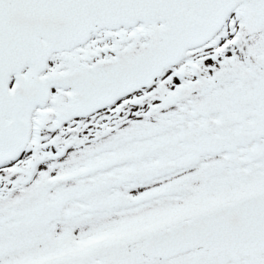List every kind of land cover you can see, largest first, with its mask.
I'll return each mask as SVG.
<instances>
[{
	"label": "snow or ice",
	"instance_id": "1",
	"mask_svg": "<svg viewBox=\"0 0 264 264\" xmlns=\"http://www.w3.org/2000/svg\"><path fill=\"white\" fill-rule=\"evenodd\" d=\"M0 264H264V0H0Z\"/></svg>",
	"mask_w": 264,
	"mask_h": 264
}]
</instances>
